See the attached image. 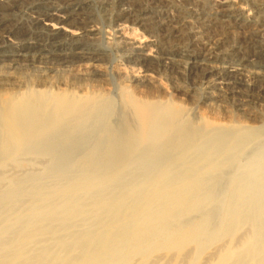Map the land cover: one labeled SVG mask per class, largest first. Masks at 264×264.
<instances>
[{
  "label": "bare ground",
  "instance_id": "bare-ground-1",
  "mask_svg": "<svg viewBox=\"0 0 264 264\" xmlns=\"http://www.w3.org/2000/svg\"><path fill=\"white\" fill-rule=\"evenodd\" d=\"M262 103L264 0H0V264H264Z\"/></svg>",
  "mask_w": 264,
  "mask_h": 264
},
{
  "label": "rangeland",
  "instance_id": "rangeland-1",
  "mask_svg": "<svg viewBox=\"0 0 264 264\" xmlns=\"http://www.w3.org/2000/svg\"><path fill=\"white\" fill-rule=\"evenodd\" d=\"M51 1H53V0H51ZM54 1H56V0H54ZM161 9H163V7L161 4H159L156 7V10H155L156 13H154L153 16H157V14L160 12ZM186 9H187V6H182L178 10L182 11V12H186ZM100 15L104 16V18L102 17V22H101L102 28L104 29V31H108L107 30L108 29L107 28L108 27L107 26L108 21L105 20V17L107 16L106 12L101 11ZM215 27L216 26L210 27V34L209 35L213 34L215 32V29L218 28V27H216V28ZM120 32H122L128 38V41L130 40L129 42L134 43V46L142 47V46L148 44V42H149V39L146 35L143 36L140 33V31H138V30L133 31L127 24L120 27ZM105 37L106 38L109 37L108 33H106ZM121 54L122 53H120V50L116 51L113 57L109 58L108 61L106 60L103 62V65L109 70H111L117 66L127 65V62H125V60H123V57H122V59L120 58ZM178 60L181 61L180 64L177 63V66H176L174 63V65H172L173 67L169 68L166 71L161 70L160 71L161 74L159 73L160 77H162L161 80H163V84L166 86V88H165L166 92L165 93H168L169 97L171 96L170 98H173V100H175V102L180 103L184 106L185 105L190 106V104H192V102L194 104H196L198 102L196 104V107L199 110L206 112L208 115H210V113L212 112L210 110L211 106L214 105L216 107H219L220 113L223 116H227L229 114H232L236 118L239 117L243 120H247L248 122L249 121L251 122V119L244 117L241 110H238V107H237V104L241 101H244L245 99H242V97L240 95H237L236 93H234L233 95L228 93L229 90L227 88H223V90H222L223 93H222V95L219 96L221 98V100L219 97H217V99L216 98H214V99L208 98L207 99V98H202V96L199 98L200 93L202 92V89H204V87H205V84L203 82H205L206 79H202V78L200 79V77L197 75H196L197 79L190 78L188 76L187 71H185V68H184L185 67L184 63H185L186 59H184V58L180 59L179 58ZM177 68H179V69H177ZM198 75H200V74H198ZM193 80H195V82ZM234 86H235V90L238 91L239 89L236 88L238 85L235 84ZM196 95L198 96L197 97L198 99L196 98L197 102L195 103L194 102L195 98H193V97H196ZM196 99H195V101H196ZM234 102H235V104H234ZM247 103L248 104L247 105L245 104L243 106V108L245 107V108L250 109V110L255 108V105L253 103H249V102H247ZM262 104H264V103H262ZM237 114H238V116H237Z\"/></svg>",
  "mask_w": 264,
  "mask_h": 264
}]
</instances>
